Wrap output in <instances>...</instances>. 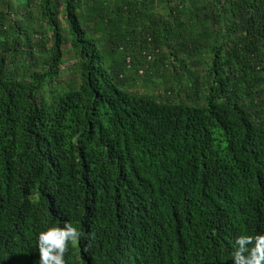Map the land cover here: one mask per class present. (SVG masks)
Returning <instances> with one entry per match:
<instances>
[{"label": "trees", "instance_id": "16d2710c", "mask_svg": "<svg viewBox=\"0 0 264 264\" xmlns=\"http://www.w3.org/2000/svg\"><path fill=\"white\" fill-rule=\"evenodd\" d=\"M65 222L66 264L264 234V0H0V264Z\"/></svg>", "mask_w": 264, "mask_h": 264}, {"label": "clouds", "instance_id": "9594fccd", "mask_svg": "<svg viewBox=\"0 0 264 264\" xmlns=\"http://www.w3.org/2000/svg\"><path fill=\"white\" fill-rule=\"evenodd\" d=\"M81 232L70 222L38 234V264H66L68 245L78 244ZM233 264H264V234L239 235L234 240Z\"/></svg>", "mask_w": 264, "mask_h": 264}, {"label": "rangeland", "instance_id": "374dc122", "mask_svg": "<svg viewBox=\"0 0 264 264\" xmlns=\"http://www.w3.org/2000/svg\"><path fill=\"white\" fill-rule=\"evenodd\" d=\"M158 73H159V71H158ZM69 73L68 72H66V73H64V74H62L64 77L66 76V75H68ZM61 75V76H62Z\"/></svg>", "mask_w": 264, "mask_h": 264}]
</instances>
